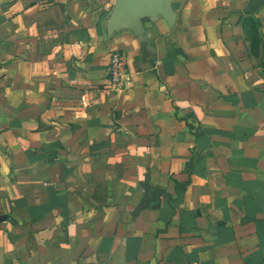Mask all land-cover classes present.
<instances>
[{"label": "crops", "instance_id": "1", "mask_svg": "<svg viewBox=\"0 0 264 264\" xmlns=\"http://www.w3.org/2000/svg\"><path fill=\"white\" fill-rule=\"evenodd\" d=\"M170 2L0 0V264H264V0Z\"/></svg>", "mask_w": 264, "mask_h": 264}, {"label": "water", "instance_id": "2", "mask_svg": "<svg viewBox=\"0 0 264 264\" xmlns=\"http://www.w3.org/2000/svg\"><path fill=\"white\" fill-rule=\"evenodd\" d=\"M170 3V0H115L107 30L110 33L129 30L139 36L143 33L141 19L144 15L150 18L160 16L168 24H172L173 15L169 9ZM262 3L263 0H249L245 11L254 12ZM150 189H152V192L149 197L147 194L145 195L140 209L148 208L162 194L159 189Z\"/></svg>", "mask_w": 264, "mask_h": 264}, {"label": "built area", "instance_id": "3", "mask_svg": "<svg viewBox=\"0 0 264 264\" xmlns=\"http://www.w3.org/2000/svg\"><path fill=\"white\" fill-rule=\"evenodd\" d=\"M127 60L125 54L114 50L110 53L109 61L106 68L107 86L97 91L103 97H116L121 94L128 81L127 76ZM89 92L84 91L80 96V104L84 109L89 106Z\"/></svg>", "mask_w": 264, "mask_h": 264}]
</instances>
